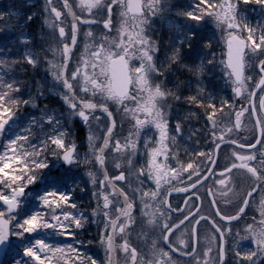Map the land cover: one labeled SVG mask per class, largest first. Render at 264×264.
Wrapping results in <instances>:
<instances>
[{"label":"snow or ice","instance_id":"6c2138e0","mask_svg":"<svg viewBox=\"0 0 264 264\" xmlns=\"http://www.w3.org/2000/svg\"><path fill=\"white\" fill-rule=\"evenodd\" d=\"M193 116L202 126L186 127ZM121 253L264 264V0L0 10V264H119Z\"/></svg>","mask_w":264,"mask_h":264},{"label":"flooded vegetation","instance_id":"af4514ba","mask_svg":"<svg viewBox=\"0 0 264 264\" xmlns=\"http://www.w3.org/2000/svg\"><path fill=\"white\" fill-rule=\"evenodd\" d=\"M26 3H30L28 0L25 1ZM41 2V1H40ZM73 2H76L78 3V0H73ZM43 3V0L41 2V4ZM219 53V49H217V54ZM220 83V81H219ZM228 92V91H227ZM177 115V113H173V116L175 117ZM174 123V122H173ZM202 126V122L201 124H197L196 123V118L195 116H193V119L191 121V123L189 125H186L187 128H197V127H200ZM251 127L252 125L251 124H248L247 122H245V129L242 130L241 132V135L242 136H248L250 134V131H251ZM133 180H136L135 177H133ZM137 181V180H136ZM88 195H85V197L87 198ZM251 215V213H250ZM206 229V228H205ZM202 229H201V246L203 247L204 246V240L207 239L208 237V232H207V229L205 230V236L203 237L204 240H202ZM131 240H132V243L135 244L136 246L138 247H141L142 248V245H143V238L141 236V233H140V229L137 228L136 230H134L132 233H131ZM119 243V241H118ZM243 246H247V242L245 241V244ZM101 252V257H103V250L100 251ZM119 259V264H127L126 260L123 259V255L122 253L120 254V256L118 257ZM180 264H187L186 261H183L181 260Z\"/></svg>","mask_w":264,"mask_h":264},{"label":"rangeland","instance_id":"374dc122","mask_svg":"<svg viewBox=\"0 0 264 264\" xmlns=\"http://www.w3.org/2000/svg\"><path fill=\"white\" fill-rule=\"evenodd\" d=\"M24 1H26V0H24ZM30 3H31V0H28ZM41 2H42V0H40ZM37 26H38V29L40 28V25H39V23H37ZM37 35H39V30H38V33H37ZM83 50V44H81V51ZM23 51V50H22ZM79 56H80V53L78 52L77 53V59L79 58ZM218 56H219V53H218ZM43 71V66H41V72ZM218 71V70H217ZM41 77L40 76H38V80L40 79ZM49 80H50V77H49ZM220 84H223V81L221 80L220 81ZM45 91L47 92V87L45 88ZM224 92H227V91H229V90H227V89H224L223 90ZM56 97L55 96H52L51 98H50V100L49 99H45V100H42L41 101V103L42 104H44V103H50L51 102V104L53 105V106H55L56 105ZM129 126L128 125H126L125 126V134H127V128H128ZM81 135H83V133H81ZM108 160H109V168H111V165H112V160H113V155L112 154H109V156H108ZM85 171H92L93 172V174L94 175H96L97 176V178H98V180L99 179H102V176L100 175V173H99V171H98V169L97 168H88V169H85ZM85 179H87V177H85ZM129 184L130 185H132V186H138V181H136V180H133V176H130L129 177ZM89 188H91V185H89ZM88 200H89V196H87V198H86V201L88 202ZM92 228H95V227H92ZM96 229V228H95ZM205 228H202V236L204 237L205 236ZM90 232H92V234H94V233H96V232H94L93 230H91L90 229ZM203 237H202V240H203ZM90 238V237H89ZM207 239H205V241H206ZM242 243V245H244L245 244V242H241ZM100 254H101V252H100Z\"/></svg>","mask_w":264,"mask_h":264},{"label":"trees","instance_id":"16d2710c","mask_svg":"<svg viewBox=\"0 0 264 264\" xmlns=\"http://www.w3.org/2000/svg\"><path fill=\"white\" fill-rule=\"evenodd\" d=\"M10 4H16L18 7H20L21 5H23V4H25V3H24L23 0H0V10H4V9H6L7 6L10 5ZM32 31H34L36 34L38 33V26H37V24L33 25V29H32ZM22 50H23V49H21V52H22ZM30 71H31V70H29V74H30ZM20 78H21V79H28V78H29V75H23V74H22V75H20ZM35 79L38 80V76L35 77ZM82 201H83L84 204H86L84 195L82 196ZM92 230H93L94 232L97 231V229H95V228H92ZM94 234H95V233H94Z\"/></svg>","mask_w":264,"mask_h":264},{"label":"water","instance_id":"95a60500","mask_svg":"<svg viewBox=\"0 0 264 264\" xmlns=\"http://www.w3.org/2000/svg\"><path fill=\"white\" fill-rule=\"evenodd\" d=\"M101 143H102V141H101ZM100 171V170H99ZM100 173L102 174V176H103V173H102V171H100ZM104 178V177H103ZM119 187V186H118Z\"/></svg>","mask_w":264,"mask_h":264}]
</instances>
